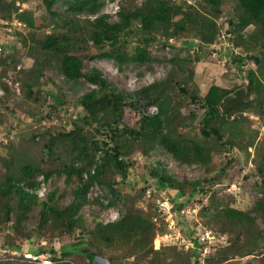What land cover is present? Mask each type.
<instances>
[{
	"label": "trees",
	"instance_id": "1",
	"mask_svg": "<svg viewBox=\"0 0 264 264\" xmlns=\"http://www.w3.org/2000/svg\"><path fill=\"white\" fill-rule=\"evenodd\" d=\"M43 1L47 12L54 17L56 26L53 33L43 41L36 40L41 55L35 58L34 67L26 74V91L33 95V89L39 86L45 71L56 67L67 82L85 80L95 89L80 98L85 114L74 123L70 131L48 133L49 139L42 147L43 154L39 161L29 158L27 151L19 152L17 156L9 155L8 158L0 155V161L6 168L0 179V229L10 225L13 231V234H9V242L2 247L22 254L25 250L46 255L51 252V264H74L75 257H87L94 264L96 255L104 258L108 253L115 255L111 256L114 264L117 260L124 262L134 255L137 256L134 264L150 256L153 259L146 264H172V261L169 262V254L173 263L177 262L166 249L154 251L152 248L154 240L167 231L164 220L159 218L161 213L157 202L171 201L173 211L178 213L187 203L182 201L183 196L187 195L186 199L190 201L196 194L206 193V183L212 188L220 183V179L212 177L206 183L200 180L181 182L163 164L152 159L157 150H162L179 165L196 164L205 168L209 174L215 158L213 153L234 149L244 143L245 139L235 126V119L231 122L227 120L232 118L236 110L244 111L245 107L252 105L258 114L264 111V0H236L238 21L234 25L231 22L235 32L239 33L236 44L251 52L248 53L251 54L248 55L249 64L253 67L244 84L247 90L244 102L226 112L221 110L220 104L233 93L232 90L214 85L202 99L198 91L190 92L185 81L173 78L175 73H184L189 65L200 61V58L192 61L174 58L171 60L174 73L171 72L165 81L133 94L110 87L97 69L84 73L85 64L97 58L114 60L120 67L148 64L154 59L150 48L160 43L161 39L164 40V46L171 39L181 36L199 39L200 47L214 44L220 33L216 20L221 15L225 0H205L204 11L174 5L172 0H144L140 4L122 0L117 14L119 20L115 23L110 22L109 15L98 16L107 0ZM16 3V0H0V19L5 22L18 20L32 30L35 37L45 28L46 20L36 19L33 11H22ZM58 3L67 7L66 16L54 10V5ZM81 14L95 18L80 20L77 16ZM251 26L255 27V31L247 35L245 30ZM131 40L136 41L133 55L128 53ZM106 45L110 51L101 50ZM239 58H246V55L240 53ZM238 60L241 67L245 66L243 59ZM3 63L0 60V66ZM193 75L191 72L190 79H193ZM3 89L8 91L5 85ZM185 102L196 108L191 109L188 115L182 113ZM2 103L0 98V106ZM141 106L142 111L136 115ZM126 107L135 112L134 124L124 121ZM149 108L156 110L149 112ZM198 108L204 112L200 121L203 143L188 137L185 131L192 126ZM2 123L4 119L0 114ZM96 134H105L106 139L100 141L99 137L95 140ZM210 139H214V142ZM253 146V143H248L246 148ZM137 153L147 158L149 174L156 180L159 193L168 196L152 199L150 192L154 208L148 212L136 206L147 193L145 189L136 196L122 194L117 189L119 180L129 178L134 166L132 158ZM261 159L256 171L261 182L255 185L261 197L252 211L245 212L219 203L215 192L210 198L209 207L204 210L207 212L205 216L209 221L208 227L213 224L217 231L229 235L228 245L211 251L204 259L203 246H198L191 232L187 238H191L194 245L190 247L191 253L185 255L188 261L184 264H191L192 261L193 264H202L203 259L206 264H232L233 260L248 257L258 261L246 264H264V238L258 228V220L264 226V158ZM52 160L56 163L53 169L49 167ZM222 171L225 173V167ZM54 174L66 177L68 183L77 181L69 205L59 204L57 191L46 202L38 201L34 188L40 184L35 183L36 177L44 175L49 179ZM95 185L104 188L110 195L109 206L120 204L123 210L118 221L108 224L95 222V228L89 229L81 210L88 202L90 189ZM33 218L37 219L35 237H42L48 243L56 238L63 241L69 239L71 243H64L59 252L45 247L38 251L24 249L18 242L35 238L28 233V223ZM120 252L124 255L118 256ZM0 264L27 263L17 257V261L15 258H7L0 261Z\"/></svg>",
	"mask_w": 264,
	"mask_h": 264
},
{
	"label": "rangeland",
	"instance_id": "2",
	"mask_svg": "<svg viewBox=\"0 0 264 264\" xmlns=\"http://www.w3.org/2000/svg\"><path fill=\"white\" fill-rule=\"evenodd\" d=\"M143 1L132 0V3L140 4ZM16 2L22 11H33L36 19H43L46 22L45 28L39 32L37 31L38 34L34 37L33 31L18 20L5 22L0 19V60L4 61L2 66H0V98L3 102V105L0 106V114L3 115L4 119V123L0 124V155L8 158L9 155L17 156L19 152L26 153L27 151L26 154H28L29 158L39 161L43 154L42 147L49 139L48 133L70 131L74 123L85 114L79 102L80 98L89 90L95 89V87L87 84L85 80L77 83L67 82L56 67L45 71L39 86L33 89V95H29L24 86L26 74L34 67L35 58L41 55L36 40L43 41L47 35L53 33L56 22L54 17L47 12L43 0H16ZM172 2L180 7H192L203 11L206 7L205 0H172ZM121 3L122 0H107L98 16L109 15L111 23L117 22L119 20L117 14L120 11ZM237 9L236 0H225L221 15L216 20L220 30L219 37L212 45L200 47L198 46L199 39L181 36L180 38L171 39L164 46V40L161 39L160 43L150 48L154 59L148 64H130L120 67L114 60L97 58L85 64L84 73L97 69L110 87L133 94L165 81L172 72L171 60L174 58L191 59V61L192 59L200 58V61L189 65V68H186L184 73H175L173 75L175 80L185 81L184 83L190 89V92L198 91L200 98L203 99L214 85L232 90L233 93L240 89H246L244 84L253 66H250L251 63L249 64L250 56L248 55L251 54L248 53L251 52L243 50L236 44L239 33L235 32L231 22L234 25L238 21L236 17ZM54 10L64 16L67 15V7L62 3L54 5ZM77 18L80 20L87 18L93 20L95 17L81 14ZM57 24L60 25L61 22L58 21ZM253 31H255V27L251 26L245 30V33L248 35ZM135 48L136 41L131 40L128 45V53L133 55ZM101 50L110 51V47L106 45ZM240 53L246 55V58H239ZM238 59H243L245 66L241 67ZM191 72L194 73L193 79H190ZM3 85L7 87L8 91L3 89ZM253 107L254 105L245 107L244 111L236 110L232 118L227 120L231 122L235 119V126L239 128L245 140L242 145L234 149L228 148L227 151L213 153L215 158L210 166L212 170L209 174L205 168L196 164L179 165L165 151L157 150L154 154L152 161L163 164L181 182L199 180L207 182L212 177L220 179V183L212 188L205 182L206 193L196 194L190 201L186 199L187 195L182 197V201L185 200L187 203L183 209L185 214L178 212L175 216L176 229H172V231L177 234L176 237L187 239L191 232L195 235L196 232L206 234L209 231L218 240L214 247L215 250L228 245V234L217 231L216 226L213 224L208 227L209 221L205 216L207 212L204 210L209 207L210 198L214 195L213 192L217 193L219 203L245 212H250L254 209L255 203L261 197L255 185L259 181L261 182L256 175V171L258 164L261 163V157L264 158V111L258 114ZM142 109L141 106L136 111V115ZM191 109L196 108L185 102L182 106V113L188 115V113L192 112ZM155 110V108H150L149 112ZM124 114L125 123L134 124V121H136L134 118L135 112L130 107L125 108ZM195 114L196 118L192 126L186 128L185 131L188 133V137L203 143L204 137L202 136L200 121L204 116V112L201 108H198ZM125 123L123 122V125H126ZM99 135L96 134L94 139L96 140L99 137L100 141L106 139L105 134ZM210 140L213 141L214 139ZM248 143H253L254 146L247 149ZM132 161L134 166L129 178L125 181L119 180L117 189L122 194L134 196L145 189L147 193L142 196L136 206L148 212L154 208L152 199H163L168 196L164 193H159L156 180L151 178L149 174L148 160L145 156L137 153L133 155ZM49 167L51 169L56 167L55 161H50ZM224 167L226 169L225 173L222 171ZM5 171L4 163L0 161V179L3 178ZM39 177L45 179L44 191L39 190V188H43L42 186L34 188V190L38 191L37 196L40 203L46 202L54 191L58 192L57 198L60 205H69L71 203L77 181L68 183L66 177H59L56 174L49 179H46L44 175H39L35 179L37 185ZM149 192L152 193V199ZM87 200L88 202L82 208L81 214L85 217L86 225L89 229L95 228V222L108 224L120 219L123 207L120 204L109 206L110 195L99 185H95L90 189ZM35 216H37V212ZM161 216L159 218L164 220L167 231L154 240L152 248L154 251L166 249L167 252H171V255L177 260V262L173 263L174 260L169 254V262L172 261V264L186 263L188 260L185 259V255L191 253V248H187L184 243L177 242L175 237L167 240V235L171 231L169 230V224L165 221V216L162 214ZM36 226L37 219L33 218L29 221L28 233L34 237L37 236L35 233ZM258 228L264 238V226L260 220H258ZM11 233L13 234L10 225L0 229V261L7 258H15L17 261V257H19L21 262L27 264L35 262L36 264H44L40 259V261H33L40 254H34L28 250H25L22 254L16 250L2 247V245L9 242V234ZM64 243H71V241L69 239L63 241L56 238L52 243H48L42 237H35L32 241L24 239L18 242L24 249L38 251L45 247L48 250L54 249L57 252L60 251ZM92 252L96 253V251ZM25 253L32 254L33 258L25 257ZM112 255L115 257L113 253H108L104 259L114 264L111 259ZM117 255L122 256L124 254L120 252ZM46 256L50 260L52 253L49 252ZM97 257L99 256L96 255ZM136 259L137 256L134 255L124 262L117 260L116 264H134ZM152 259L153 257L150 256L139 264H146ZM73 261H75L74 264H91L87 257H75ZM250 261L255 263L258 260L248 257L233 260L232 264H246ZM193 263L194 261L191 264Z\"/></svg>",
	"mask_w": 264,
	"mask_h": 264
},
{
	"label": "built area",
	"instance_id": "3",
	"mask_svg": "<svg viewBox=\"0 0 264 264\" xmlns=\"http://www.w3.org/2000/svg\"><path fill=\"white\" fill-rule=\"evenodd\" d=\"M154 112V111H153ZM39 183L40 186H42L43 188H39V190L44 191L45 190V179L43 177H39ZM150 195V192H149ZM89 197V194H88ZM157 206L158 209L160 211V213L165 216V221L167 222V224H169V230L171 231L168 235H167V240L169 239H173L174 237L177 239V242L179 243H184V245L187 248H190L194 245L193 240L190 239H186L183 237H176V233L172 231L176 229V221H175V216H176V212L173 211V203L169 200H159L157 202ZM185 210H181V214H185L184 212ZM197 234V235H196ZM169 238V239H168ZM195 238L197 239L198 243L201 244L203 246V250H202V257L205 259V257L207 255H209L211 253V251L215 250V244L218 241L216 236L213 235L211 232L207 231L206 234H199V233H195ZM183 241V242H182ZM25 257L27 258H33L32 254L30 253H25ZM41 260V262H43L44 264H50L51 261L49 260V257L44 255V254H40L39 256H36V260L34 258L33 261H38ZM204 259L202 260V264H206ZM39 260V261H40Z\"/></svg>",
	"mask_w": 264,
	"mask_h": 264
},
{
	"label": "water",
	"instance_id": "4",
	"mask_svg": "<svg viewBox=\"0 0 264 264\" xmlns=\"http://www.w3.org/2000/svg\"><path fill=\"white\" fill-rule=\"evenodd\" d=\"M246 94H247L246 89H240V90L234 92L233 94L227 96L220 104L221 110L223 112H226L228 109H230L234 105L244 102ZM95 260L96 261L94 264H99V263L111 264L110 261H108L102 257H97Z\"/></svg>",
	"mask_w": 264,
	"mask_h": 264
},
{
	"label": "clouds",
	"instance_id": "5",
	"mask_svg": "<svg viewBox=\"0 0 264 264\" xmlns=\"http://www.w3.org/2000/svg\"><path fill=\"white\" fill-rule=\"evenodd\" d=\"M232 94H233V93H232ZM230 95H231V94H230ZM149 109H150V108H149ZM38 183H39V182H38ZM39 184H40V183H39ZM37 192H38V191H36V194H38ZM50 264H51V263H50Z\"/></svg>",
	"mask_w": 264,
	"mask_h": 264
}]
</instances>
